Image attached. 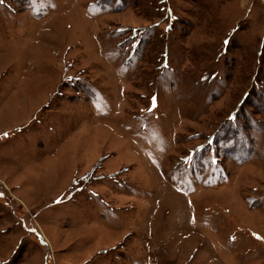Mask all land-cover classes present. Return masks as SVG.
Returning a JSON list of instances; mask_svg holds the SVG:
<instances>
[{
  "label": "rangeland",
  "instance_id": "rangeland-1",
  "mask_svg": "<svg viewBox=\"0 0 264 264\" xmlns=\"http://www.w3.org/2000/svg\"><path fill=\"white\" fill-rule=\"evenodd\" d=\"M0 264H264V0H0Z\"/></svg>",
  "mask_w": 264,
  "mask_h": 264
}]
</instances>
